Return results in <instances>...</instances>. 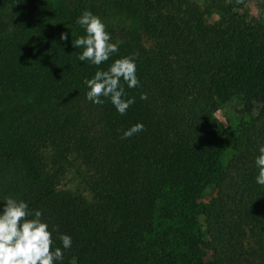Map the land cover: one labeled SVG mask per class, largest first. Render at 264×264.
I'll return each instance as SVG.
<instances>
[{
    "label": "trees",
    "instance_id": "trees-1",
    "mask_svg": "<svg viewBox=\"0 0 264 264\" xmlns=\"http://www.w3.org/2000/svg\"><path fill=\"white\" fill-rule=\"evenodd\" d=\"M37 1L0 0V7L27 10ZM197 1L82 0L93 8L121 6L152 41L149 49L138 39L118 45L99 66L79 61L83 49L72 45L79 36L62 41V31L19 33L0 51V86L17 93L2 119L9 127L16 113L25 121L17 138L0 140V213L8 197L25 201L33 216L40 211L53 250L63 252L54 264H102L106 247L116 264H264V215L256 212L264 209V185L256 181L255 163L264 142L247 154L230 207L225 203L231 166L250 149L264 119V30L262 38L249 33L246 0ZM212 16L217 20L210 21ZM108 33L114 43V33ZM123 57L135 60L140 83L129 88L121 79L122 99L135 100L121 115L109 98L102 97V105L88 101L84 80ZM232 98L258 116L239 123L232 135L234 157L225 164L215 113ZM83 103L91 112L96 106L94 136L81 125ZM137 123L144 130L122 138ZM58 129L64 138L67 130L73 134L60 156L76 154L96 183L102 207L97 217L56 193L66 156L50 174L44 172V140ZM209 186L217 195L202 204ZM61 234L71 237L70 248H63Z\"/></svg>",
    "mask_w": 264,
    "mask_h": 264
},
{
    "label": "rangeland",
    "instance_id": "rangeland-1",
    "mask_svg": "<svg viewBox=\"0 0 264 264\" xmlns=\"http://www.w3.org/2000/svg\"><path fill=\"white\" fill-rule=\"evenodd\" d=\"M197 2L201 4V0ZM245 6L247 7L246 20L250 31L249 33L255 39L262 38V31L264 30L263 1L246 0ZM85 10H89L98 16L105 24L107 32L114 33V43L123 45L132 39H138L145 48L149 49L152 46V41L141 29L136 16L119 5H103L93 8L92 2L83 4L82 0H38L27 10L12 6L0 7V24L3 30L1 31L0 29V51L19 33L34 35L36 32L50 34L52 32L62 31L67 32L70 36H84L86 35L85 30L76 23V20ZM211 18L210 21L217 20L216 16H212ZM208 19L206 18V20ZM16 94L9 87L0 86V140H4L10 134L15 137L19 135L20 128L25 123L18 113L15 114L14 118L16 120L12 122L10 127L2 119V115L8 113V110L12 108V99L16 98ZM29 96L31 97L32 95ZM27 102L30 103L31 101L29 100ZM87 104H81L79 109L82 113L81 125L87 129L86 133L88 136H94L99 130L98 113L94 111L96 106L91 112ZM55 111L57 112L55 114V122L60 125L62 122L60 120L62 111L58 107H56ZM257 116L258 112L256 110L246 109L244 102L239 98H232L220 105L215 113V118L217 119L218 127L224 135L222 159L225 164H230L234 157L232 135L239 123L242 120L248 121L250 118ZM27 119L29 117L25 120ZM59 135L60 131L58 129L52 133V136L50 135L48 140H44L45 144L49 147V149L43 150L41 153L44 172L50 174L54 166L58 165L61 161L64 162L63 158L66 156L67 161L64 162L66 173L59 177L55 186L56 193L60 197L66 196L73 199L80 211L97 217L102 212V207L94 193L93 188L96 183H93L88 169L82 164L76 154L66 151L64 155L62 154L60 156L58 150H66L65 145L68 146L69 139L72 138L73 134L70 130H67L65 133L67 137L64 138L62 135ZM263 142L264 119L261 121L258 131L250 143L247 144L250 149L240 156V162L236 165L234 164V166L231 164L232 171L225 186V194L227 196L225 200L227 204L226 208L228 206L230 207L231 198L237 190L240 174L248 165L249 156L247 154H251L252 148L258 149V146H261ZM242 162H244V166L241 165ZM216 195L217 189L209 186L203 193L200 202L207 204ZM256 212L264 215V209L261 206L256 208ZM202 232H204V227H202ZM104 242L108 246V242L105 239L102 240V243ZM110 251L108 247L104 248V255L100 256L102 264H116L114 262L115 257H117L116 255L112 254L109 259L106 257ZM128 262L130 264H138L137 262L131 261H125V264H128Z\"/></svg>",
    "mask_w": 264,
    "mask_h": 264
},
{
    "label": "clouds",
    "instance_id": "clouds-1",
    "mask_svg": "<svg viewBox=\"0 0 264 264\" xmlns=\"http://www.w3.org/2000/svg\"><path fill=\"white\" fill-rule=\"evenodd\" d=\"M76 23L86 33L72 41L73 47L83 49L78 56L79 61L99 66L118 52V44L110 42L111 36L106 31L105 24L91 11L85 10ZM60 39L67 41L68 33L62 32ZM121 79L129 88L139 86L136 63L132 57L116 59L108 70H98L91 79H85L84 84L89 89L86 99L93 104L102 105L104 100L101 98H109L119 114H126L135 100L122 99L125 93ZM141 99L146 100L147 95L141 94ZM143 130L144 125L137 123L124 131L122 138H130ZM259 152L260 155L255 160L258 167L256 181L264 185V147ZM4 202L3 212L0 213V264H54L55 261H62L63 252L59 247L53 250L52 232L49 231L48 224L42 222V213L35 211L33 216L23 200L8 197ZM59 239L64 249L71 247L70 236L61 234Z\"/></svg>",
    "mask_w": 264,
    "mask_h": 264
}]
</instances>
